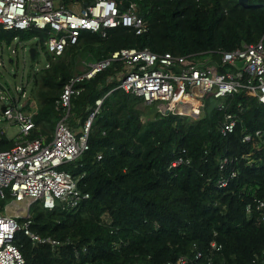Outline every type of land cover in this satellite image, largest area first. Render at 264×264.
<instances>
[{"label": "trees", "instance_id": "16d2710c", "mask_svg": "<svg viewBox=\"0 0 264 264\" xmlns=\"http://www.w3.org/2000/svg\"><path fill=\"white\" fill-rule=\"evenodd\" d=\"M59 1L69 6L93 0ZM115 1L121 10L134 3L147 32L135 35L118 27L105 38L82 32L57 57L33 45L48 56L47 66L28 76V100L19 109L32 114L33 128L10 140L0 130V151L18 142L48 143L60 120L75 132L101 100L88 150L62 166L89 198L75 208L31 206V233L56 244H34L17 234L25 264H167L180 257L204 264L210 255L216 264H264V221L255 209L257 201L264 203V104L246 89L214 98L215 105L204 100L197 119L161 115L154 105L117 88L122 62L114 61L76 85L67 116L56 107L82 62H98L121 49H147L231 71L220 56L264 36V0ZM38 35L0 28V46ZM228 114L237 124L223 134ZM244 136L252 141L243 142ZM221 180L227 183L217 188Z\"/></svg>", "mask_w": 264, "mask_h": 264}, {"label": "built area", "instance_id": "2783aa9c", "mask_svg": "<svg viewBox=\"0 0 264 264\" xmlns=\"http://www.w3.org/2000/svg\"><path fill=\"white\" fill-rule=\"evenodd\" d=\"M120 7L115 0H93L90 4L73 1L69 6L59 0H0V28L43 32L46 40L38 44L44 46L49 55L57 57L66 47L75 45L82 32L96 33L102 38L107 36V31L118 27L132 30L135 35L147 32V24L137 15L134 3L125 10ZM220 60L232 70L220 72L215 66L200 67L186 57L157 55L147 49H121L104 60L82 62L81 73L64 85L56 107L67 116L71 98L77 93L76 85L92 79L114 61L122 62L117 88L146 105H154L161 115L197 119L208 93L220 98L241 89L264 104V36L254 44L222 53ZM100 105L101 100H97L95 109L75 132L60 120L50 142H18L10 150L0 151V199L9 198V204L0 211V264H25L15 245L19 233L34 244H56L31 233L32 205L40 202L47 210H52L57 203L62 209L75 208L89 198L78 188V180L62 166L88 150L89 129ZM3 115L18 124L23 136L33 128L32 114L21 112L17 107H6ZM236 124L235 115H226L222 133H232ZM259 134L255 132V136ZM242 141L250 142L252 137L244 136ZM226 183L227 180H221L216 186L222 188ZM255 209L264 221V203L257 201ZM211 247L220 249L214 243ZM195 258L201 259L202 254L197 253ZM167 264H187V259L180 257ZM204 264L216 263L210 255L204 258Z\"/></svg>", "mask_w": 264, "mask_h": 264}, {"label": "rangeland", "instance_id": "374dc122", "mask_svg": "<svg viewBox=\"0 0 264 264\" xmlns=\"http://www.w3.org/2000/svg\"><path fill=\"white\" fill-rule=\"evenodd\" d=\"M38 33L36 37H28L22 42L14 40L8 46L0 47V130L9 140L20 136V128L16 122L5 119L1 108L12 107L11 104L15 102L17 109H20L29 96L28 76L48 64L47 54L39 47L33 59L28 54L30 47L38 45V41L42 44L46 40L43 32ZM204 100L210 105L217 102L212 98V93H208ZM8 204L6 200L0 201V205Z\"/></svg>", "mask_w": 264, "mask_h": 264}, {"label": "water", "instance_id": "95a60500", "mask_svg": "<svg viewBox=\"0 0 264 264\" xmlns=\"http://www.w3.org/2000/svg\"><path fill=\"white\" fill-rule=\"evenodd\" d=\"M240 4H245L247 0H238ZM29 57L33 59L35 57V49L33 47H30L28 50ZM5 111V108H1V112L3 113Z\"/></svg>", "mask_w": 264, "mask_h": 264}, {"label": "crops", "instance_id": "0c3cea01", "mask_svg": "<svg viewBox=\"0 0 264 264\" xmlns=\"http://www.w3.org/2000/svg\"><path fill=\"white\" fill-rule=\"evenodd\" d=\"M2 46V45H1ZM0 46V47H1ZM33 47V46H32ZM34 48V47H33ZM40 48V47H39ZM35 49V48H34ZM35 52H37V49L35 50ZM36 55V54H35ZM47 66V65H46ZM118 83H119V79H118ZM23 94H24V92L22 93V96H23ZM144 104V103H143ZM26 105V102L23 104V106H25ZM144 105H146V104H144Z\"/></svg>", "mask_w": 264, "mask_h": 264}, {"label": "clouds", "instance_id": "9594fccd", "mask_svg": "<svg viewBox=\"0 0 264 264\" xmlns=\"http://www.w3.org/2000/svg\"><path fill=\"white\" fill-rule=\"evenodd\" d=\"M12 107H16V106H12ZM5 108V107H4Z\"/></svg>", "mask_w": 264, "mask_h": 264}, {"label": "bare ground", "instance_id": "6f19581e", "mask_svg": "<svg viewBox=\"0 0 264 264\" xmlns=\"http://www.w3.org/2000/svg\"><path fill=\"white\" fill-rule=\"evenodd\" d=\"M87 59H88V57H87ZM213 97V96H212ZM219 104V103H218Z\"/></svg>", "mask_w": 264, "mask_h": 264}]
</instances>
